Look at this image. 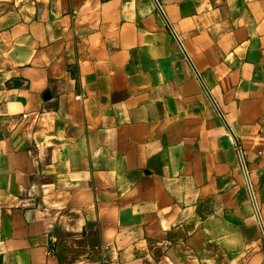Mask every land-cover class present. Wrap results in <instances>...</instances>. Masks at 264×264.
I'll use <instances>...</instances> for the list:
<instances>
[{
    "label": "crops",
    "instance_id": "1",
    "mask_svg": "<svg viewBox=\"0 0 264 264\" xmlns=\"http://www.w3.org/2000/svg\"><path fill=\"white\" fill-rule=\"evenodd\" d=\"M156 2L0 0V264H264V0Z\"/></svg>",
    "mask_w": 264,
    "mask_h": 264
},
{
    "label": "water",
    "instance_id": "2",
    "mask_svg": "<svg viewBox=\"0 0 264 264\" xmlns=\"http://www.w3.org/2000/svg\"><path fill=\"white\" fill-rule=\"evenodd\" d=\"M155 2H156V0H155ZM156 4H157V2H156ZM157 6H158V8H159V5L157 4ZM160 9V8H159ZM161 11V10H160ZM169 25V24H168ZM170 27V26H169ZM213 102V101H212ZM214 104V103H213ZM237 143V142H236Z\"/></svg>",
    "mask_w": 264,
    "mask_h": 264
}]
</instances>
